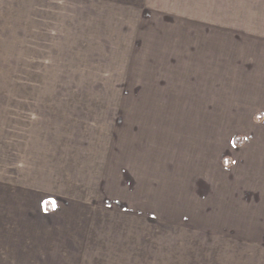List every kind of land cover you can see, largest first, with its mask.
Returning a JSON list of instances; mask_svg holds the SVG:
<instances>
[{
	"label": "crops",
	"instance_id": "1",
	"mask_svg": "<svg viewBox=\"0 0 264 264\" xmlns=\"http://www.w3.org/2000/svg\"><path fill=\"white\" fill-rule=\"evenodd\" d=\"M14 14V3L0 0V67L4 68L11 59L14 62L15 21L20 19V15ZM231 19L260 21L248 24L246 29H230L228 50L264 52V13H231ZM252 24L258 26L248 27ZM18 30L24 31V26ZM166 30V46L173 41L182 53L175 65L187 68L183 73L189 71L187 79L192 85V63L199 52L207 50L208 42L214 51L222 52V35L217 34L218 28L168 27ZM161 40L157 39L158 44L163 43ZM152 46L155 48V44ZM245 61L241 60L240 66L231 65V82L235 86L232 105L228 107L219 103L224 71L223 64L215 60L214 123L205 119L204 107L198 111L185 108L182 114L188 111L194 118L199 116V120L151 124L145 130L150 147L143 146L148 140L143 142L142 130L138 131L141 126L134 124L129 130L132 133L118 140L120 157L115 176H111L109 169L111 148L105 150L102 145L96 159L87 157L93 167L83 172V176L87 174L88 182L97 179L101 185L102 198L96 190L92 191L91 196L96 195L94 205H101L107 211L115 206L123 215L133 210L135 218L130 219L63 218L60 211L64 209L58 205L72 204L74 197L77 201L73 191L81 184L77 181L81 179L80 173L73 176L68 171H52L44 158L35 164L24 152L15 150V142L9 137L24 127L8 123L4 116L12 109L0 102V260L26 264L25 260L33 257L38 261L36 264H144L143 261L157 264L160 250L171 252L167 259H174L178 256L173 253L175 250L178 253L181 245L182 264H264V63ZM168 63L169 57L153 73L156 81L153 78L151 81L156 94L174 91L168 86L173 84L174 74L169 77L163 71L169 67ZM206 66L204 63L201 67ZM164 78L166 85L161 81ZM203 80L196 96L200 100L207 99V81ZM183 90L176 87L175 95L183 94ZM8 96L0 92V101ZM258 114L259 121L255 119ZM41 123L40 133L41 127L46 130V125ZM124 127L127 132V124ZM237 134L244 137L239 146L233 143ZM43 137L45 142V134ZM127 154L133 156L130 168L124 158ZM158 157L166 165V190L158 181L161 175ZM99 163L101 167L94 171V164ZM31 166L34 171H30ZM110 181L118 184V198L111 199ZM159 227L166 228L169 234L159 235ZM226 244L230 245V251L224 250ZM13 249L17 256H12Z\"/></svg>",
	"mask_w": 264,
	"mask_h": 264
},
{
	"label": "rangeland",
	"instance_id": "2",
	"mask_svg": "<svg viewBox=\"0 0 264 264\" xmlns=\"http://www.w3.org/2000/svg\"><path fill=\"white\" fill-rule=\"evenodd\" d=\"M10 2L15 6L14 15H20V19L15 21L14 62L11 59L7 68L0 67V92L9 94L7 100L0 102L12 109L8 116H4L9 119L8 123L24 128L10 133L9 138L13 144L15 142V150L24 152L30 162L38 164L39 158H44L47 167L50 164L52 171H68L73 173V176L74 173H80L78 177L81 179L77 181L81 184L73 191V194H77V201L73 196L72 204L58 205L61 209L63 207L64 210L59 208V211L67 220L135 218L133 210L123 215L124 212L120 214L115 206L107 211L101 205H94L96 195L92 197V191L96 190L102 198L101 185L97 184V179L88 182L87 174L83 176V172H88L93 167V163L87 162V157L93 156L96 159L97 151L102 145L105 150L111 148L112 166H109V169L111 176H115L120 157L118 140L126 136V133L127 136L131 134L132 131L129 130L134 124L141 126L138 131L142 130L145 142L149 139V136L148 139L145 137L148 135L145 130L149 129L151 124L161 126L170 122H192L194 117L189 115L188 111H185L186 115L182 114L185 108L198 111L204 107L205 119L208 123H214L215 60L223 64L224 71L219 103L228 107L232 105L231 96L235 86V83L231 82V65L240 66L241 60L246 59L254 63H264V52L228 50L230 29H246L248 24L260 21L232 20L231 13H264V0ZM22 26L25 30H18ZM250 26L258 25L252 24L248 27ZM168 27L218 28L217 34L222 35V52L214 51V46L208 42L207 50L198 53L190 69L192 85L187 79L189 71L186 75L183 73L187 68H178L175 65L177 60H181L182 53L173 41H170L169 47L166 46ZM158 33L162 35L157 36ZM213 37L207 36L210 39ZM161 38L163 43L158 44L157 39ZM172 39L171 36L170 40ZM154 44L155 48L152 46ZM168 57L169 67L163 71L164 75H170L169 77L174 74L173 84L168 85L174 91L156 94L153 91L156 81L153 73L158 70L157 65L164 64ZM204 63L207 64L205 68L201 67ZM204 78L207 81V99L200 100L196 96L199 93V84L203 83ZM161 81L164 83L165 78ZM176 87L184 89L183 94L175 95ZM200 94L202 95L201 91ZM44 119L45 122L41 123ZM194 119L199 120V116ZM255 119H261L259 114ZM39 123L41 126L46 125V130L41 127V133ZM123 124H127L129 132H126ZM153 129L157 130L156 127ZM39 133L42 142L39 141ZM143 146L150 147L149 140L148 144ZM130 155L124 157L128 168L131 167L129 163L133 157ZM225 157L228 162V157ZM163 163V159L158 157V172L161 174L158 181L163 190H166V165ZM99 167L101 163L94 164V171ZM34 170L31 166L30 171ZM90 184H95L96 187ZM109 185L111 199L118 198L116 181H110ZM130 208L133 209V205H130ZM160 215L158 212V218H161ZM158 230L159 235L169 234L164 227H159ZM153 231L157 233L155 228ZM179 247V252L176 253L175 250L173 253L178 256L174 259H167L172 256L171 252L160 250L162 253L159 254L157 264H182L183 253L181 245ZM223 248L228 251L231 249L227 244L223 245ZM11 254L17 256L14 249ZM0 261V264H10L7 260ZM37 262L33 257L25 260L26 264ZM150 262L143 261L144 264Z\"/></svg>",
	"mask_w": 264,
	"mask_h": 264
},
{
	"label": "trees",
	"instance_id": "3",
	"mask_svg": "<svg viewBox=\"0 0 264 264\" xmlns=\"http://www.w3.org/2000/svg\"><path fill=\"white\" fill-rule=\"evenodd\" d=\"M242 142H243V137H242L241 135H237V136H235L234 139H233V143H234V145H236V146H239L240 144H242ZM224 162L227 163V160L224 159ZM47 205H48V204H47ZM47 208H49V206H48Z\"/></svg>",
	"mask_w": 264,
	"mask_h": 264
}]
</instances>
